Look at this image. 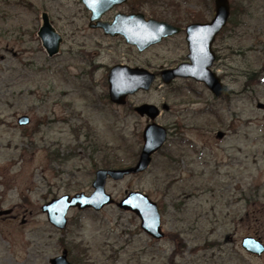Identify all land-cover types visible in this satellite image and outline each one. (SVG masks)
<instances>
[{
	"label": "rangeland",
	"instance_id": "obj_1",
	"mask_svg": "<svg viewBox=\"0 0 264 264\" xmlns=\"http://www.w3.org/2000/svg\"><path fill=\"white\" fill-rule=\"evenodd\" d=\"M229 2L215 42L212 71L225 89L217 98L192 78L162 81L163 69L188 59L184 33L139 52L121 35L90 29L82 0H0V194L19 216L0 219V264H51L65 249L71 264H264V254L242 248L246 237L264 242V0ZM42 13L63 37L54 57L38 37ZM117 13L186 27L191 17L211 22L215 3L128 0L104 20ZM120 64L158 73L122 106L110 101L108 84ZM143 104L160 110L155 122L167 141L146 171L108 179L106 190L117 203L148 195L164 237H150L116 203L71 209L67 228H55L45 203L91 194L97 170L137 163L152 123L134 111ZM23 115L29 126L19 125Z\"/></svg>",
	"mask_w": 264,
	"mask_h": 264
},
{
	"label": "water",
	"instance_id": "obj_2",
	"mask_svg": "<svg viewBox=\"0 0 264 264\" xmlns=\"http://www.w3.org/2000/svg\"><path fill=\"white\" fill-rule=\"evenodd\" d=\"M85 7L91 12V22L97 21L92 28H101L106 35L125 37L127 43L136 45L140 51L160 43L163 39L174 36L180 32L179 28L166 22L155 19L146 20L141 13L117 14L112 23L102 22L100 19L107 12L126 0H82ZM231 15L229 0H215V15L211 22L205 24H191L187 27V41L189 45V63L179 65L177 68L164 70L161 73L162 81L170 84L176 78H192L204 83L211 93L220 98L224 94V85L221 79L211 70L216 55L212 45L216 36L228 24ZM38 37L49 57L56 56L60 51L63 41L62 36L56 31L47 13H42V25ZM156 80V75L143 68H131L125 65L112 67L108 75L109 98L117 105H125L127 98L140 90L149 91ZM134 111L140 116H148L152 123L146 126L143 132L144 145L137 163L124 169H99L95 174L92 184L93 193L84 192L75 195H64L52 199L42 206L49 222L57 229L64 230L68 225V213L71 209L84 211L93 209L100 211L106 206H117L140 218L141 228L154 239H162V218L156 202L142 192H130L118 203L107 192L108 179L123 180L126 176L136 175L146 171L156 154L167 141L168 131L155 122L160 115V110L151 104L135 107ZM19 125L26 126L30 123L28 116L18 120ZM222 133H219V137ZM242 248L249 254L261 257L264 254V242L255 237H246L242 241ZM51 264H71L68 260V251L50 260Z\"/></svg>",
	"mask_w": 264,
	"mask_h": 264
},
{
	"label": "flooded vegetation",
	"instance_id": "obj_3",
	"mask_svg": "<svg viewBox=\"0 0 264 264\" xmlns=\"http://www.w3.org/2000/svg\"><path fill=\"white\" fill-rule=\"evenodd\" d=\"M126 3H128V0H126V2L125 3H123V4H121V5H118V6H116L114 9H116L117 7H119V6H122V5H125ZM214 3H215V0H214ZM87 9V8H86ZM114 9H112L111 11H109V12H107L105 15H103L102 16V18L100 19V21H102V22H107V23H112L113 22V20H114V18H115V16L117 15V14H119V13H117L115 16H114V18H113V20L112 21H106V20H104V17L108 14V13H110V12H112ZM88 10V9H87ZM89 11V10H88ZM90 12V11H89ZM120 14H125V15H128V14H126V13H120ZM130 14H137V13H130ZM142 14V13H141ZM215 14V13H214ZM230 17H231V15H230ZM145 19L146 20H149V19H147L146 17H145ZM187 19H189V18H187ZM191 21H189V23H188V25L186 26V27H181L180 25V23H175V24H170V23H168V24H170V25H173L174 27H176V28H179L180 29V32L178 33V34H176V35H174V36H171V37H168V38H165V39H163L161 42H163V41H165V40H168V39H171V38H173V37H175V36H179L180 34H182V33H184L185 34V40H186V43H187V47H188V51H189V45H188V41H187V27L189 26V25H191V24H205V23H208V21L204 18V17H195V18H192L191 17V19H190ZM213 20V19H212ZM211 20V21H212ZM229 20H230V18H229ZM158 21V20H157ZM160 22H164V21H160ZM229 22V21H228ZM167 23V22H166ZM97 24V21H94V22H91V12H90V17H89V24H88V26H89V28L90 29H92V30H96V31H100V32H102V33H104V31L101 29V28H92L91 26H93V25H96ZM227 26V25H226ZM225 26V27H226ZM224 27V28H225ZM223 28V29H224ZM223 29H222V31H223ZM221 31V32H222ZM220 32V33H221ZM220 33L216 36V38H215V41H214V43H213V45H212V50H213V52L215 53V55H216V60H215V62L217 61V58H218V54L216 53V51H215V42H216V40H217V37L220 35ZM104 35L105 36H110V37H114V36H111V35H106L105 33H104ZM117 36H119V35H117ZM122 36V35H121ZM123 38L125 39V37L123 36ZM62 39H63V37H62ZM125 41H126V39H125ZM160 42V43H161ZM126 43H127V41H126ZM129 44V43H128ZM159 44V43H158ZM130 45H132V44H130ZM157 45V44H156ZM133 47H135L139 52H143V51H145V50H147V49H149L150 47H152V46H154V45H152V46H150V47H148L147 49H145V50H143V51H140L139 50V48L136 46V45H132ZM190 53V52H189ZM189 55V54H188ZM190 62V60H189V58L187 59V60H182L179 64H177V65H175V66H173L172 68H166V69H163L162 71H164V70H169V69H174V68H177L179 65H181V64H184V63H189ZM215 62H214V64H215ZM213 64V65H214ZM120 65H122V64H120ZM125 66H127V65H125ZM213 67V66H212ZM212 67H211V70H212ZM135 68H139V67H135ZM144 69V68H143ZM145 70H147V69H145ZM149 71V70H148ZM162 71H161V73H162ZM161 73H159V74H161ZM155 74V73H154ZM156 76H158V73H156L155 74ZM110 99V98H109ZM126 105V104H125ZM23 116H27V115H23ZM22 117V116H21ZM20 118V117H19ZM19 118H18V120H19ZM29 119H30V123L28 124V125H26V126H29L30 124H31V118L29 117ZM17 120V121H18ZM168 131V130H167ZM142 151V150H141ZM141 154V153H140ZM155 155V154H154ZM139 159V158H138ZM96 174V173H95ZM76 194V193H75ZM75 194H73V195H75ZM66 195H70V194H66ZM73 195H71V196H73ZM64 196V195H63ZM62 197V196H61ZM0 219L1 220H8V219H11V220H18L19 219V216L16 214V208L15 207H13V208H6V207H4L3 208V200L4 201H6L7 200V198H6V195L5 194H0ZM41 210H42V207H41ZM25 222H26V219H24L23 221H22V224H25ZM41 253H42V249H41Z\"/></svg>",
	"mask_w": 264,
	"mask_h": 264
},
{
	"label": "trees",
	"instance_id": "obj_4",
	"mask_svg": "<svg viewBox=\"0 0 264 264\" xmlns=\"http://www.w3.org/2000/svg\"><path fill=\"white\" fill-rule=\"evenodd\" d=\"M233 11H234L233 15L236 16L235 10H233ZM242 13H245V10H243ZM122 167H123V166H122Z\"/></svg>",
	"mask_w": 264,
	"mask_h": 264
}]
</instances>
